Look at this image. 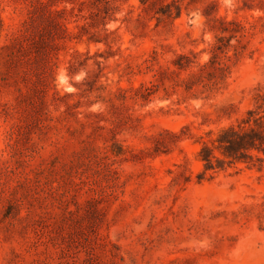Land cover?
I'll return each mask as SVG.
<instances>
[{
	"label": "rangeland",
	"instance_id": "374dc122",
	"mask_svg": "<svg viewBox=\"0 0 264 264\" xmlns=\"http://www.w3.org/2000/svg\"><path fill=\"white\" fill-rule=\"evenodd\" d=\"M47 1L0 0V264H264V164L198 159L264 91V0H118L92 44L55 0L27 40Z\"/></svg>",
	"mask_w": 264,
	"mask_h": 264
},
{
	"label": "trees",
	"instance_id": "16d2710c",
	"mask_svg": "<svg viewBox=\"0 0 264 264\" xmlns=\"http://www.w3.org/2000/svg\"><path fill=\"white\" fill-rule=\"evenodd\" d=\"M38 2L32 11V17L26 23L24 37L29 40L34 37L37 26L47 20L46 12L56 2ZM79 1V0H78ZM140 16L145 13H153L152 18L161 20H175L183 13L180 2L182 0H139ZM118 0H85L79 1L80 12L87 9L90 15L82 16L85 23L80 26V32L76 35L79 42L87 44L103 43L98 32H90L89 20L96 14L103 20L105 26L110 21H116V14L120 12L121 6ZM88 7V8H87ZM208 19L211 14L206 13ZM65 32L68 29L65 25L57 24ZM254 104L246 112L244 118L235 124L223 128L215 140L204 143L198 153V159L203 164V171L199 176L200 180L206 177L214 178L216 174L226 172L238 164L251 166H262L264 164V91L258 89L254 94Z\"/></svg>",
	"mask_w": 264,
	"mask_h": 264
}]
</instances>
